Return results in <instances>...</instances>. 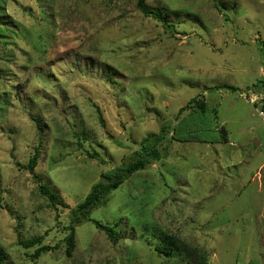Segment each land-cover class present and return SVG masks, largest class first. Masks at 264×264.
<instances>
[{"label": "rangeland", "instance_id": "1", "mask_svg": "<svg viewBox=\"0 0 264 264\" xmlns=\"http://www.w3.org/2000/svg\"><path fill=\"white\" fill-rule=\"evenodd\" d=\"M147 3L163 20L135 0H0L5 264H190L156 251L168 234L206 264H264V0ZM198 95L217 109L213 138L166 143L68 240L93 184ZM38 235L56 248L35 259L19 241Z\"/></svg>", "mask_w": 264, "mask_h": 264}, {"label": "trees", "instance_id": "2", "mask_svg": "<svg viewBox=\"0 0 264 264\" xmlns=\"http://www.w3.org/2000/svg\"><path fill=\"white\" fill-rule=\"evenodd\" d=\"M139 10L145 16H152L155 19L163 20V14L161 10L151 7L147 0H135ZM226 88L232 91H238L239 89L234 86H226ZM211 113L214 115V119H217V109L210 107L207 99L204 95H198L192 98L185 106L181 107L178 116L175 121H166L161 124L158 133L149 134L140 142V147L136 150L132 156V159L126 165L119 167L117 170H111L104 172L102 178L93 184L91 191L87 194L85 199L80 202L72 213V223L69 226V234L67 239L73 241L76 230V225L82 223L85 219L89 218L91 212L99 206L105 205L108 195L117 189L124 183L132 174L144 169L152 161L160 160L167 156L166 151L162 152L165 144H169L172 141L178 142H208L207 138H213V135L217 129L211 127L209 120ZM102 123L104 120L100 114ZM212 122V120L210 121ZM39 132H41V126L37 124ZM222 134V140L228 142V131L224 129L219 130ZM166 144V146H168ZM41 141L38 146L35 147L33 156L29 159L26 168L30 173L34 174L38 165V160L41 156ZM95 156L98 155L95 152ZM90 154L91 158L95 157ZM36 177V176H35ZM39 182L38 177L35 178ZM41 192L47 195V188L40 186ZM53 205H56L55 198H52ZM97 228L103 230L113 243H117L120 239V235L117 233L113 226L103 224L99 220H94ZM44 236L38 235L27 240L19 241V245L24 248H32L36 246L35 252L32 255L33 258H39L43 253L49 252L55 249V246L44 244ZM156 251L158 253H164L169 257L174 254H180L187 259L190 264H206L207 256L198 248L192 247L179 237L168 234L163 237L162 242L157 245ZM7 252L3 246L0 245V264H5L7 260Z\"/></svg>", "mask_w": 264, "mask_h": 264}, {"label": "built area", "instance_id": "3", "mask_svg": "<svg viewBox=\"0 0 264 264\" xmlns=\"http://www.w3.org/2000/svg\"><path fill=\"white\" fill-rule=\"evenodd\" d=\"M261 114H264V112H261Z\"/></svg>", "mask_w": 264, "mask_h": 264}]
</instances>
